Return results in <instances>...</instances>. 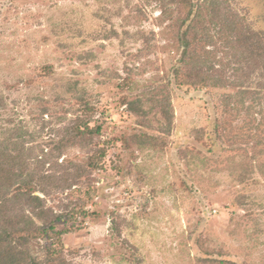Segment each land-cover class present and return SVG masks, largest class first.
<instances>
[{
  "label": "rangeland",
  "instance_id": "1",
  "mask_svg": "<svg viewBox=\"0 0 264 264\" xmlns=\"http://www.w3.org/2000/svg\"><path fill=\"white\" fill-rule=\"evenodd\" d=\"M211 1L264 32V0ZM202 3L179 28L173 0H0V157L19 183L40 175L42 201L11 185L5 253L28 228L33 252H60L51 264H264V107L234 110L219 137L214 97L173 84L189 23L214 36L207 67L234 66ZM77 122L101 132L73 138Z\"/></svg>",
  "mask_w": 264,
  "mask_h": 264
},
{
  "label": "trees",
  "instance_id": "2",
  "mask_svg": "<svg viewBox=\"0 0 264 264\" xmlns=\"http://www.w3.org/2000/svg\"><path fill=\"white\" fill-rule=\"evenodd\" d=\"M202 2L204 4L206 3L207 8L210 7V15L215 19L212 23L222 24V28L219 32L222 38L219 39L226 41L222 44H225L224 46L226 49L232 51L234 66L230 69H225V67L221 65L219 67H207L203 54L208 51L207 46L210 45L214 36H209L208 29L203 27L201 22H196L194 24L189 23L190 25L186 26L187 28L177 35V42L182 47V54L179 60V67L176 68L173 73V84L176 85L177 88L186 91L194 90L195 88L198 90L205 88V93L211 94L214 97L215 111L217 114L214 129L217 136L220 137L223 131H221L223 127L221 124L232 117L234 110L239 111L241 109L244 110L246 114H249L253 105L247 104L248 102H251V104L258 103L261 107H264V32L244 29L241 25H238V22L232 19H221V15L218 13L219 10L214 6V1L202 0ZM173 3L178 13L185 14L183 18H178L180 22H178L179 28H181L183 24H186V21L191 22L190 19H192L194 4H192V0H173ZM215 3L218 6L222 4L219 1ZM195 20L202 21V19L199 18L198 12L195 15ZM216 33L218 36V31ZM255 84L259 87L258 90L251 89L252 85ZM261 119L264 123V113ZM101 128L102 125H97L94 131L88 130L87 122L84 124L77 122V125L72 127L73 138H81L82 135L89 133L88 131L99 135ZM204 133L206 134L205 131ZM66 142L69 143V139H67ZM258 152L262 155L264 154L263 150ZM18 158L21 159L20 154ZM14 159L15 158H11L12 161H14ZM250 159L254 162L257 161L258 167L261 168L262 162L256 157V154ZM28 160L32 163L41 162L37 157L29 158ZM9 164L10 158H8L7 155L2 156V161L0 157V190L2 189V184L6 185L3 187L6 195L3 194L0 198V223L4 217L7 201H9L10 198L8 194L11 192V185L13 187L17 185V190H21L24 186H27L28 189L26 188L25 195H30L29 201L33 205H35V202H42L39 196L33 194L40 183V175L36 176V179L32 178L28 184H24L23 182L19 183L17 180L20 175H17ZM93 165L94 164L91 163L89 164V166L92 167ZM250 173L251 175L254 174V170ZM243 179L242 177L240 181L243 182ZM40 209L41 207L33 211L38 217L42 214V210L40 211ZM46 211L48 213H53L50 209H46ZM31 213L32 210H30L29 214L31 215ZM79 213L81 215L85 214V212L82 211ZM88 214L91 216L95 215L92 210L89 211ZM53 215L48 230H52L56 224L59 225L62 221L61 215H58V213H53ZM72 217L73 216H70V218ZM27 220L29 223L27 221L28 224H26V228L28 225H34L32 217L27 216ZM64 225H66L64 230L67 231L69 226L67 223H64ZM27 230L29 229L27 228L24 230V234ZM18 232V230L13 231L12 234L7 232V236L11 238L8 240V245L11 246L10 253H5L4 251H6L7 248H2L5 237V235H3L4 230L0 233V264H51L54 263L55 257L60 255V252L54 249V245L52 246L50 243H47L46 245H41L43 246L41 247L43 248L42 252L46 253V258H41L40 254H36L31 250V247H29L28 242L30 240H28L26 235L22 233L20 238H14V235ZM53 235H55V232ZM227 264L234 263L227 262Z\"/></svg>",
  "mask_w": 264,
  "mask_h": 264
}]
</instances>
